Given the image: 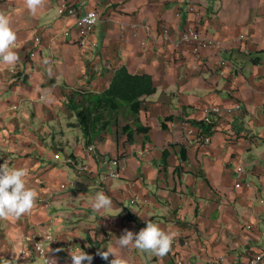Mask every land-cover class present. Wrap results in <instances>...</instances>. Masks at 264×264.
Returning a JSON list of instances; mask_svg holds the SVG:
<instances>
[{
	"label": "crops",
	"instance_id": "obj_1",
	"mask_svg": "<svg viewBox=\"0 0 264 264\" xmlns=\"http://www.w3.org/2000/svg\"><path fill=\"white\" fill-rule=\"evenodd\" d=\"M62 2L100 13L94 49L79 46L74 20L58 14ZM0 11L20 57L14 67L0 65V164L27 167L28 186L38 192L30 213L0 219V256L43 264L30 237L43 241L48 229L56 241L45 249H63L57 264H71L69 250L78 247L92 264H108L96 254L107 250L129 264H216L220 256L246 264L264 250V0H43L35 14L25 0H0ZM140 23L150 31L134 32ZM162 25L170 29L165 40ZM190 28L223 41L224 50L194 54L179 44ZM220 57L231 65L224 75ZM122 67L150 76L156 92L141 98L137 115L104 113L98 129L110 123L87 144L73 109L93 107ZM237 105L242 111L206 114ZM112 158L126 160V168L102 181ZM98 191L113 210L91 207ZM136 197L148 203L132 204ZM145 219L176 233L166 256L114 249L124 229L138 233Z\"/></svg>",
	"mask_w": 264,
	"mask_h": 264
},
{
	"label": "clouds",
	"instance_id": "obj_2",
	"mask_svg": "<svg viewBox=\"0 0 264 264\" xmlns=\"http://www.w3.org/2000/svg\"><path fill=\"white\" fill-rule=\"evenodd\" d=\"M25 5L30 14H35L38 8L42 7L43 0H25ZM86 19L88 22H95L94 16ZM16 39L17 35L11 26L8 14L0 11V65L14 67L20 60L18 53L12 50ZM45 63L48 61L45 60ZM28 174L27 167H9L7 161L0 164V219L9 217L19 219L34 208L38 192L35 188L28 186L26 180ZM90 199L91 207L95 211L113 210L111 198L103 191L96 192ZM145 224L146 227L140 229L138 233L124 229L122 235L115 238L114 249H128L131 246L142 253H150L161 258L166 256L172 249L176 233L172 230L166 231L158 223L148 219H145ZM48 239L51 240L52 237L49 236ZM49 245L46 252L43 251L39 243L36 246L43 252V264H57L55 253L63 251V249L53 250ZM69 251H71V264H85V262L92 264L93 256L85 253L79 247ZM48 253H52V255L48 256ZM96 254L108 264H129L128 259L117 254L115 250L98 251ZM109 256L113 258L109 260ZM20 259L21 255L18 254H13L11 259L0 256V264H18Z\"/></svg>",
	"mask_w": 264,
	"mask_h": 264
},
{
	"label": "built area",
	"instance_id": "obj_3",
	"mask_svg": "<svg viewBox=\"0 0 264 264\" xmlns=\"http://www.w3.org/2000/svg\"><path fill=\"white\" fill-rule=\"evenodd\" d=\"M189 10L191 12H195V11H197V13L200 12V10L195 9L194 7H190ZM58 14L62 17H69V18L74 20V26L76 29L78 44L82 49L92 50L96 47V41L91 39V36L94 32L96 25L99 22H101V16L97 10H89V11H86V12L81 14V13H79L78 9L75 6H73L67 2H62V3H60V5L58 7ZM93 16H94L95 22H88V20L86 18H91ZM131 28L134 32H136L139 29H144L146 32L150 31V27L147 25V23H140V24L132 25ZM161 30H162V40L168 39L169 35H170V29L167 28L166 26L162 25ZM66 35H67V33H66ZM134 35H135V33H134ZM120 37L124 38L125 37L124 33L121 34ZM242 40H243V37L241 36L238 39H234L233 42L238 43V42H241ZM35 41L39 42V38L36 37ZM179 44L192 45V50H193L194 54H196V55L199 54L201 51H204V50H215L218 53H220L224 50V42L223 41L218 40V39H214V38L205 37L195 28H190L187 31H185L181 35ZM141 46L144 47L145 42H142ZM35 55H36V53L32 52V53H30L29 56H30V58H34ZM218 65H219V68H220L222 75L226 74L231 69L230 63L222 57H220ZM235 111H242L241 106L237 105L234 108H228V109H221L218 107H213V108L208 109L206 111V114L207 115L214 114L216 116H222L224 113H233ZM184 133L186 135H194L195 130L194 129H190V130L185 129ZM200 140L203 143H207V144L211 143V138L207 137V136L202 135ZM1 141L4 142L5 139H1ZM67 163L72 164L73 161L69 160V161H67ZM110 164L113 166V168L110 169V171L106 175L103 176L102 181H109V180H114V179L120 178L122 176L123 171L126 168V160H122L120 158H112L110 161ZM237 172L239 174V178H241L242 175L244 174L243 173L244 170L242 167H239L237 169ZM242 184H243L242 182L237 183L236 188H240L242 186ZM66 188L67 187L65 185L62 186V189H66ZM136 203L147 204L148 200L136 197L135 199H133L132 204H136ZM49 236L52 237L51 240L48 239ZM30 241L34 244L35 250L39 254L40 258L43 259V252L41 250H39L36 245L39 243L41 248L43 249V251L46 252L47 250L44 247L45 242L53 244V243H55L56 240H55V237L50 233V229H48V231L45 234V238L43 241H39V240L35 239L34 237H30ZM216 264H228L227 257L226 256H220L218 258V260L216 261ZM246 264H264V250L256 253Z\"/></svg>",
	"mask_w": 264,
	"mask_h": 264
},
{
	"label": "trees",
	"instance_id": "obj_4",
	"mask_svg": "<svg viewBox=\"0 0 264 264\" xmlns=\"http://www.w3.org/2000/svg\"><path fill=\"white\" fill-rule=\"evenodd\" d=\"M156 92L153 79L147 75H133L126 68L122 67L115 72L108 89L95 95V100L90 102L93 107L75 106L79 126L82 128L87 144L96 136L97 132L105 130L109 121L101 129L98 125L104 113L112 118L118 116L124 108H127L132 115H137L141 107V98L151 96ZM137 131L146 132V129L138 127ZM210 131V129L208 130ZM128 132V139L132 141V133L129 127H124Z\"/></svg>",
	"mask_w": 264,
	"mask_h": 264
},
{
	"label": "rangeland",
	"instance_id": "obj_5",
	"mask_svg": "<svg viewBox=\"0 0 264 264\" xmlns=\"http://www.w3.org/2000/svg\"><path fill=\"white\" fill-rule=\"evenodd\" d=\"M48 139H50V138H48ZM41 264V263H40Z\"/></svg>",
	"mask_w": 264,
	"mask_h": 264
}]
</instances>
